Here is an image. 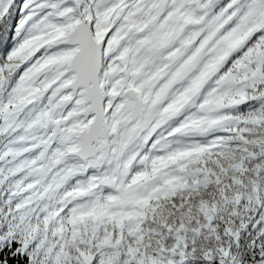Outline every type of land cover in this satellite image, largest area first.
Listing matches in <instances>:
<instances>
[{
	"label": "snow or ice",
	"instance_id": "6c2138e0",
	"mask_svg": "<svg viewBox=\"0 0 264 264\" xmlns=\"http://www.w3.org/2000/svg\"><path fill=\"white\" fill-rule=\"evenodd\" d=\"M0 264H264V0H0Z\"/></svg>",
	"mask_w": 264,
	"mask_h": 264
}]
</instances>
